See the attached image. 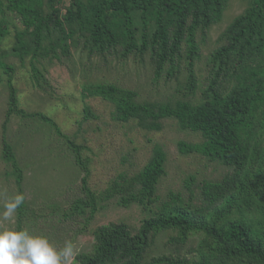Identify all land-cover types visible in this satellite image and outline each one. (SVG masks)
I'll return each instance as SVG.
<instances>
[{
	"label": "trees",
	"instance_id": "trees-1",
	"mask_svg": "<svg viewBox=\"0 0 264 264\" xmlns=\"http://www.w3.org/2000/svg\"><path fill=\"white\" fill-rule=\"evenodd\" d=\"M230 1L0 0V69L8 76L9 92L5 131L14 114L37 118L68 144L85 173V198L66 217L89 212L92 220L99 204L114 199L120 206L137 204L147 211L138 228L125 222L97 228L93 252L79 254L78 264H264V0H241L247 8L221 33L220 45L208 57L202 88L197 71L200 35L223 21ZM12 26L15 40L5 48ZM80 47L89 57H133L141 63L149 57L155 80L178 82L182 99L167 102H138L136 91L104 83L85 86L83 96L111 103L118 122L135 121L142 129L160 131L163 120L175 119L181 130L200 134L201 143L180 142L179 151L200 154L231 170L221 181L202 182L200 203H194L192 194L187 200L174 193L160 201L158 185L166 173V154L160 147L140 172L120 176L107 190L94 192L88 186L85 147L47 115L20 108L9 57L23 65L29 59L34 86L45 90L47 79L36 62L62 61ZM91 117L96 116L87 106L84 120ZM3 154L14 168L19 193L25 194L23 170L7 141ZM29 214L25 202L17 210V231L24 230ZM169 231L176 234L170 243L178 246L198 238L190 248L194 260L165 254L148 259L157 236Z\"/></svg>",
	"mask_w": 264,
	"mask_h": 264
},
{
	"label": "rangeland",
	"instance_id": "rangeland-1",
	"mask_svg": "<svg viewBox=\"0 0 264 264\" xmlns=\"http://www.w3.org/2000/svg\"><path fill=\"white\" fill-rule=\"evenodd\" d=\"M246 8V2L231 0L223 21L200 35L202 54L197 71L201 88L207 73L208 57L220 45L221 33ZM13 23L18 29H23L19 20L14 19ZM10 32L3 44L5 48H11L15 40L13 26ZM7 62L15 68L14 84L20 108L27 113L47 115L63 134L85 147L83 156L89 160L90 171L88 186L96 193L107 190L120 176L129 178L140 172L157 147L166 154V173L157 190L161 202L174 193L182 194L187 200L192 194L194 203H200L202 182L221 181L231 171L200 154L183 155L178 147L180 142L198 144L203 138L198 133L181 130L175 119L163 120L160 131H149L140 128L135 121L122 123L115 120L111 103L99 97L84 98L85 86L104 83L136 91L138 102L182 99L177 81L155 80L149 57L143 63L133 57L128 60L116 56L89 57L80 47L73 49L72 56L62 58V61L40 59L36 66L47 79L45 90L34 86L29 59L23 65L19 59L10 56ZM7 80L8 76L0 69V211L8 198L19 193L12 174L14 168L4 159V142L7 141L23 170L22 185L30 211V220L25 223L24 230L32 235L46 236L57 248L62 247L66 239H71L81 254L93 252L94 232L101 226L125 222L138 228L148 217L147 211L137 204L120 206L115 199L99 204L92 220L88 219L89 212L65 216L78 199L85 198L82 183L85 173L77 166L65 140L45 122L14 114L5 131L9 107ZM87 106L96 117L84 120ZM16 217L17 212L12 222L0 220V230H16ZM175 235L171 231L159 234L148 259L165 254L194 260L195 255L190 248L197 245L198 238L178 246L170 243Z\"/></svg>",
	"mask_w": 264,
	"mask_h": 264
},
{
	"label": "clouds",
	"instance_id": "clouds-1",
	"mask_svg": "<svg viewBox=\"0 0 264 264\" xmlns=\"http://www.w3.org/2000/svg\"><path fill=\"white\" fill-rule=\"evenodd\" d=\"M26 197L18 193L3 205L0 220L12 222ZM79 249L71 239L57 248L43 235L27 230H0V264H78Z\"/></svg>",
	"mask_w": 264,
	"mask_h": 264
}]
</instances>
